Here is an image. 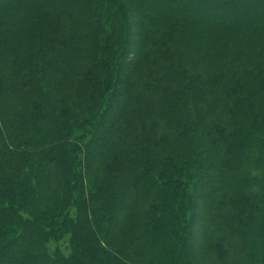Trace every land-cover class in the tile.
Returning a JSON list of instances; mask_svg holds the SVG:
<instances>
[{
  "label": "trees",
  "instance_id": "16d2710c",
  "mask_svg": "<svg viewBox=\"0 0 264 264\" xmlns=\"http://www.w3.org/2000/svg\"><path fill=\"white\" fill-rule=\"evenodd\" d=\"M247 7L1 0L0 264H264V0Z\"/></svg>",
  "mask_w": 264,
  "mask_h": 264
},
{
  "label": "rangeland",
  "instance_id": "374dc122",
  "mask_svg": "<svg viewBox=\"0 0 264 264\" xmlns=\"http://www.w3.org/2000/svg\"><path fill=\"white\" fill-rule=\"evenodd\" d=\"M247 1H251V0H240L239 2H237L236 5H233V4H230L228 3V1L225 3L222 2V3H214L212 2V0H196V2L198 3H204L206 4L207 6L209 7H212L213 8V11L218 13V14H221L222 16H227V17H230L233 15V13H235L237 11V7H245L244 9L248 8L247 7ZM1 2V0H0ZM73 211V210H72ZM203 227H204V223H198L197 226H195L193 228V231H192V236H201V233L203 232ZM67 237V236H66ZM65 240V239H63ZM62 242H59V247H60V251L63 252L65 255L69 254V251L67 249V246H66V241H63ZM64 242V243H63ZM56 244L51 241L49 243V249L51 251L54 250Z\"/></svg>",
  "mask_w": 264,
  "mask_h": 264
}]
</instances>
